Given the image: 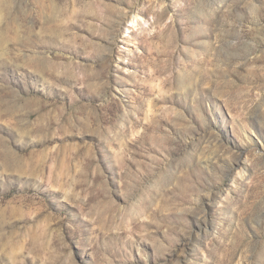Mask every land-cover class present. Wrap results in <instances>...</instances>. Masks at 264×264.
Returning a JSON list of instances; mask_svg holds the SVG:
<instances>
[{
  "label": "rangeland",
  "instance_id": "rangeland-1",
  "mask_svg": "<svg viewBox=\"0 0 264 264\" xmlns=\"http://www.w3.org/2000/svg\"><path fill=\"white\" fill-rule=\"evenodd\" d=\"M0 264H264V0H0Z\"/></svg>",
  "mask_w": 264,
  "mask_h": 264
},
{
  "label": "bare ground",
  "instance_id": "bare-ground-1",
  "mask_svg": "<svg viewBox=\"0 0 264 264\" xmlns=\"http://www.w3.org/2000/svg\"><path fill=\"white\" fill-rule=\"evenodd\" d=\"M137 16L134 14V15H132L131 17H130V21L134 24L136 21H137V19H135Z\"/></svg>",
  "mask_w": 264,
  "mask_h": 264
}]
</instances>
